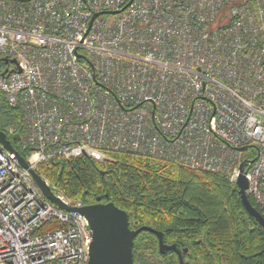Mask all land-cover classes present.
I'll list each match as a JSON object with an SVG mask.
<instances>
[{
	"label": "built area",
	"instance_id": "obj_1",
	"mask_svg": "<svg viewBox=\"0 0 264 264\" xmlns=\"http://www.w3.org/2000/svg\"><path fill=\"white\" fill-rule=\"evenodd\" d=\"M3 58L29 155L0 145V264L87 263V220L29 173L54 158L127 152L235 183L252 149L246 195L264 219V0H0Z\"/></svg>",
	"mask_w": 264,
	"mask_h": 264
},
{
	"label": "trees",
	"instance_id": "obj_2",
	"mask_svg": "<svg viewBox=\"0 0 264 264\" xmlns=\"http://www.w3.org/2000/svg\"><path fill=\"white\" fill-rule=\"evenodd\" d=\"M3 69L0 63V75ZM20 126V114L0 95V131L27 159L18 144ZM255 156L250 149L242 161L250 163ZM35 172L72 202L87 206L101 197L126 212L129 229L160 232L164 244L181 251L183 264H264V230L248 216L238 188L224 175L127 152L109 153L102 163L86 156L54 158L39 163ZM132 253L133 264H179L176 253L159 252L157 236L147 231L134 239Z\"/></svg>",
	"mask_w": 264,
	"mask_h": 264
},
{
	"label": "water",
	"instance_id": "obj_3",
	"mask_svg": "<svg viewBox=\"0 0 264 264\" xmlns=\"http://www.w3.org/2000/svg\"><path fill=\"white\" fill-rule=\"evenodd\" d=\"M130 2L126 7L129 6ZM0 62L5 65H16L15 60L0 59ZM6 72L7 71H5V73ZM0 145L8 152H15L11 143L6 139V134L2 131H0ZM240 151H243V149H240ZM16 158L24 169H28L26 161L17 153ZM251 163L253 162H250V164ZM246 164L248 163L242 162L240 164L239 176L235 185L238 188L240 199L246 213L264 230L263 217L259 211L251 205L245 193L248 188L247 181L244 177V168ZM29 173L40 192L49 202L64 211L77 212L87 220L92 240L89 245L86 264H133L132 250L134 239L144 231L153 233L157 236L159 252L161 254L172 251L178 256L179 264H183L181 251L174 245L164 244L160 232L149 227H141L136 230L129 229L126 212L118 209L113 203L101 204V197H98L96 199L98 203L96 204L83 206L81 208L66 206L55 196L43 178L33 170H29ZM185 252L186 250H183V253Z\"/></svg>",
	"mask_w": 264,
	"mask_h": 264
},
{
	"label": "flooded vegetation",
	"instance_id": "obj_4",
	"mask_svg": "<svg viewBox=\"0 0 264 264\" xmlns=\"http://www.w3.org/2000/svg\"><path fill=\"white\" fill-rule=\"evenodd\" d=\"M96 203H98V202H96ZM96 203H95V204H96ZM100 203H101V204H105V203H104V202H102V201H100Z\"/></svg>",
	"mask_w": 264,
	"mask_h": 264
},
{
	"label": "bare ground",
	"instance_id": "obj_5",
	"mask_svg": "<svg viewBox=\"0 0 264 264\" xmlns=\"http://www.w3.org/2000/svg\"><path fill=\"white\" fill-rule=\"evenodd\" d=\"M3 59H5V58H3ZM0 63H2V62H0ZM2 64H4V63H2ZM248 184V183H247ZM246 193V192H245ZM247 196V195H246ZM262 216V215H261Z\"/></svg>",
	"mask_w": 264,
	"mask_h": 264
},
{
	"label": "rangeland",
	"instance_id": "obj_6",
	"mask_svg": "<svg viewBox=\"0 0 264 264\" xmlns=\"http://www.w3.org/2000/svg\"><path fill=\"white\" fill-rule=\"evenodd\" d=\"M10 129H14V128L11 127V128H9L8 130H10Z\"/></svg>",
	"mask_w": 264,
	"mask_h": 264
}]
</instances>
